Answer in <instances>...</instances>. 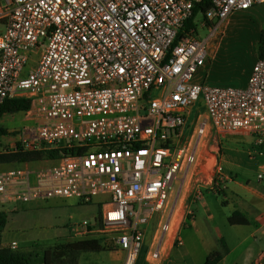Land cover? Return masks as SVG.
<instances>
[{
    "label": "built area",
    "instance_id": "2783aa9c",
    "mask_svg": "<svg viewBox=\"0 0 264 264\" xmlns=\"http://www.w3.org/2000/svg\"><path fill=\"white\" fill-rule=\"evenodd\" d=\"M262 5L264 0H0V106L30 101L10 150L83 151L48 167L1 171L0 209L99 198L98 222H85L78 232L94 235L120 256L119 264L139 263L155 218L160 230L154 240L161 233L162 241L149 246L145 262L162 260L166 234L183 247L181 221L170 210L172 191L182 175L188 178L193 167L209 161L208 153L217 161L219 153L206 145L242 135L253 140L252 158L263 154L264 48L245 88L195 82L228 17ZM214 170L211 188L223 191L228 178L218 166ZM201 198L195 192L194 199ZM5 247L16 251L18 243Z\"/></svg>",
    "mask_w": 264,
    "mask_h": 264
},
{
    "label": "rangeland",
    "instance_id": "374dc122",
    "mask_svg": "<svg viewBox=\"0 0 264 264\" xmlns=\"http://www.w3.org/2000/svg\"><path fill=\"white\" fill-rule=\"evenodd\" d=\"M198 20H201V16L198 17ZM262 24L264 25V5L246 11H236L231 14L225 21L221 33L216 34L213 40L214 49L210 52V58L205 66L198 72L197 81L209 86L237 88L244 86L258 52L259 37L257 30ZM200 34L206 36L207 31L201 29ZM23 123L24 114L22 112L6 114L0 119V125L8 131V135L1 138V150L12 149L17 143V131ZM187 133L191 132L188 131ZM229 144L231 143L224 140L221 143L215 141L206 145V148L208 146L211 147L212 151H217L220 155L217 159L219 161L221 157L223 158L227 154ZM239 148L244 150L242 146ZM245 148L249 150L251 145ZM261 152L264 153V147L261 148ZM54 162L53 160H44L39 163L29 164L34 168H42L48 167ZM214 165L215 163L210 161L205 170L198 169L195 171L194 169L188 178L184 174L181 176V180L174 185L170 210L171 212L172 210H177L175 215L176 223L183 219L187 221V216L191 211L188 207L192 205L189 197L195 193L193 189L200 185L201 188L199 189L202 190L212 187V181L215 179V173L212 169ZM9 167L0 166V172L7 170ZM249 178L254 182L257 181V173L251 172ZM216 192L218 194L222 193V191L218 190ZM210 195L208 200L214 197V202L211 206L212 212L220 223L224 197L223 195ZM99 203V198H96L91 204H79L76 200H49L23 204L17 209L10 210V212L6 211L8 224L3 234L4 244L7 246L15 241L18 243L17 251L25 253L37 252L42 256L45 251H50L69 243L97 240L94 235H84L78 231L85 222L90 225H96L102 212ZM197 216L196 230H201V233L198 232L196 234L190 223L183 230L186 248L193 254L195 264H203L205 261L203 259L204 254L210 248L216 247L219 252L223 253L224 250L220 241L223 237L229 239L231 246L238 245L237 240L236 242L232 241L231 232L222 226L220 231L217 230V227L215 228L203 210ZM158 223L159 218H155L151 224L147 238L149 246L152 244L157 245L158 242L162 241L161 233L154 240L155 232L160 230ZM184 223L182 227H184ZM235 235L238 236V234ZM249 242L253 243L254 239H250ZM240 252L241 249L238 248L230 260L233 261L235 257L239 256ZM224 256H226V253L223 254ZM118 257L120 256L102 248L100 253H88L81 256L79 264H119ZM36 264L43 263L38 262Z\"/></svg>",
    "mask_w": 264,
    "mask_h": 264
},
{
    "label": "crops",
    "instance_id": "0c3cea01",
    "mask_svg": "<svg viewBox=\"0 0 264 264\" xmlns=\"http://www.w3.org/2000/svg\"><path fill=\"white\" fill-rule=\"evenodd\" d=\"M263 31L264 25L262 24L257 30L259 39ZM258 58L259 55L257 52L253 67ZM253 67L249 73L248 80ZM248 80L246 84L240 88L247 87ZM195 82L200 83L196 78ZM224 141L231 143L229 144L227 154L224 155L223 158L221 157L219 161H215L211 154L208 153L209 161L207 163H202L200 168V170H205V167L209 165L210 161H212L221 169L222 173L228 178L222 193L218 194L216 191L212 190L211 187H205L206 189L203 190L199 189L201 188V185L196 186L193 189V191L195 190L194 192H201L202 198L200 200L194 199L195 193L189 197L192 204L191 207H188L191 209L189 215L192 217L187 221L183 219L179 228V235L182 238L184 245L183 247L174 246L173 234H166L162 243L165 253L162 260L157 264H195L193 254L186 248L185 240L183 238V230L187 224L190 223L191 228H194L196 234L198 232L201 233V230H196L198 222L197 214L201 210L208 215V218L212 221L215 228L217 227V230L220 231L222 226L224 229L231 232L232 241H238L237 246H231L227 237L220 239L221 242L223 241L227 245L229 251L218 264H255L259 259H263L262 264H264V179H259V174L264 172V153L256 158H252L250 155L255 147L253 145V140L247 136L230 135L225 138ZM248 145H251V148L246 150L245 147ZM237 146L244 147V150ZM215 165L212 167L213 171H215ZM195 168L193 167L192 170ZM251 172L257 173V181L254 182L249 178ZM210 194H213V196L223 195L224 197L220 223L216 220V216L212 212L211 206L214 202V197H211L208 200V196H211ZM0 211L10 212V209H1ZM234 213L240 214L241 217L249 223L245 225L232 224L229 221V218ZM241 217H239V219H241ZM183 223L184 227H182ZM202 229H204V227H202ZM234 233L238 234V236ZM242 236H244V238H242ZM252 238L254 239L253 243L249 242ZM3 247H5L4 243ZM238 248L241 249L239 256L231 261L230 258H232V255ZM216 251H218L216 247L208 249L204 254L203 259H205V261L203 264H205L208 256Z\"/></svg>",
    "mask_w": 264,
    "mask_h": 264
},
{
    "label": "trees",
    "instance_id": "16d2710c",
    "mask_svg": "<svg viewBox=\"0 0 264 264\" xmlns=\"http://www.w3.org/2000/svg\"><path fill=\"white\" fill-rule=\"evenodd\" d=\"M209 7V3L205 5ZM203 8V7H201ZM204 9V8H203ZM264 48V31L261 33L258 42V55L263 54ZM30 108V101L27 99H10L0 106V119L6 114H15L28 110ZM8 135V131L0 125V141L1 138ZM83 151H77L75 147L60 146L57 149L52 150H39L29 151L18 145L15 150H1L0 144V166H21L23 164L37 163L44 160H58L63 157H73L81 154ZM192 216L188 215L187 220H190ZM240 214L234 213L229 221L232 224L245 225L249 222L241 217ZM8 224V217L5 212L0 211V264H79L81 256L88 253H100L102 246L97 240H83L75 243H69L61 247H57L50 251H45L42 256L37 252H19L11 250L8 247H3V234ZM222 247L224 252L211 253L205 264H218L224 253H228L227 245L222 241ZM148 247L145 248L141 259L138 264H147L145 262V256L147 254Z\"/></svg>",
    "mask_w": 264,
    "mask_h": 264
}]
</instances>
